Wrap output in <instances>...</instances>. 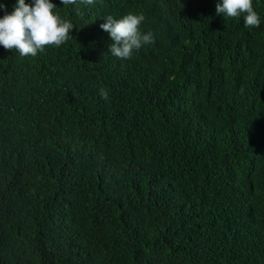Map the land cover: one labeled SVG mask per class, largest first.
Listing matches in <instances>:
<instances>
[{
  "label": "trees",
  "instance_id": "trees-1",
  "mask_svg": "<svg viewBox=\"0 0 264 264\" xmlns=\"http://www.w3.org/2000/svg\"><path fill=\"white\" fill-rule=\"evenodd\" d=\"M220 2L54 4L65 43L0 45V264H264V0ZM133 11L154 43L117 58Z\"/></svg>",
  "mask_w": 264,
  "mask_h": 264
},
{
  "label": "clouds",
  "instance_id": "clouds-1",
  "mask_svg": "<svg viewBox=\"0 0 264 264\" xmlns=\"http://www.w3.org/2000/svg\"><path fill=\"white\" fill-rule=\"evenodd\" d=\"M76 2L92 4L94 0H16L10 14L7 13L5 5L0 4V9L5 10V15L0 18V45L6 50H18L21 56L33 57L38 51L43 52L47 45H62L71 37L69 33L74 25L54 14V4L62 3L67 6ZM216 14L229 18H237L243 14L245 27L260 25V18L253 9L252 0H222L216 4ZM144 15L142 12L133 11L119 20L111 15L105 17L106 22L100 28L113 41L109 45L113 56L130 59L134 51L143 45L154 43L152 31L145 25ZM139 28L147 33H141ZM99 96L108 100L107 89L100 88Z\"/></svg>",
  "mask_w": 264,
  "mask_h": 264
},
{
  "label": "bare ground",
  "instance_id": "bare-ground-1",
  "mask_svg": "<svg viewBox=\"0 0 264 264\" xmlns=\"http://www.w3.org/2000/svg\"><path fill=\"white\" fill-rule=\"evenodd\" d=\"M224 83V82H223ZM224 85V87H225V84H223ZM219 86V85H218ZM223 87V86H222ZM209 90V89H208ZM208 92V91H207ZM245 101V100H244ZM250 178V177H249Z\"/></svg>",
  "mask_w": 264,
  "mask_h": 264
}]
</instances>
